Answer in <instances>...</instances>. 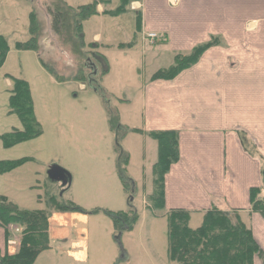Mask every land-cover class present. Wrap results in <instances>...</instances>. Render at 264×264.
Instances as JSON below:
<instances>
[{"label": "rangeland", "instance_id": "1", "mask_svg": "<svg viewBox=\"0 0 264 264\" xmlns=\"http://www.w3.org/2000/svg\"><path fill=\"white\" fill-rule=\"evenodd\" d=\"M69 1L65 2L70 6L73 1ZM111 1L109 8L112 11L121 5V0ZM31 11L26 0H0V38L9 45L0 69V135L11 132L12 128H22L19 118L9 112L10 87L6 82L10 79L5 75L28 83L34 113L43 131L40 138L11 150L4 149L0 141V161L25 157L34 161L11 174L0 176V195L9 198L21 210L50 209L53 213L49 233L51 248L35 264H170L166 218L147 208L152 206L153 165L158 160V153L147 158L144 167V143L135 130L141 127L142 91L154 72L149 66V56L147 64H143V50L158 49L143 42L135 29L136 12L129 10V6L119 19L92 17L85 24L83 33L87 51L83 59L71 55L67 49L57 50V39L51 31L54 38L43 37L46 43L40 40V51L46 65L57 74L58 82H64L59 84L39 63L36 53L17 49V44L29 39ZM41 21L46 34L44 16ZM114 23L120 27L115 28ZM121 29L125 34L119 32ZM96 34L107 37L101 50H106L103 54L111 73L94 82L99 87L95 92L89 82L81 88L83 84L73 80L89 74L86 66L90 60L97 63L93 58L92 42ZM119 43H135L132 48L119 46H126L124 50H128L125 59L115 51L121 50ZM165 58L167 67L172 66V58L166 55ZM100 90L105 95L99 93ZM111 114L121 126L122 133L125 132L119 140L110 128ZM116 145L128 155L125 178L134 184V190H126L119 176ZM53 166L70 175L69 186L50 181L48 169ZM52 196L57 198L53 202L55 206L74 202L86 213L57 211L47 202ZM129 205L139 214L132 232L116 230L112 220L103 212L91 214L93 211H124ZM9 248L11 254L17 253L19 240L18 245L11 244Z\"/></svg>", "mask_w": 264, "mask_h": 264}, {"label": "crops", "instance_id": "2", "mask_svg": "<svg viewBox=\"0 0 264 264\" xmlns=\"http://www.w3.org/2000/svg\"><path fill=\"white\" fill-rule=\"evenodd\" d=\"M72 1L70 6L74 8L94 2ZM132 3L139 8L133 11L129 5V10L136 12L135 29L137 16H141L137 30L143 42L147 33H156L160 38L155 45L147 43L158 50H143L142 55L144 65L150 57L149 66L154 70L142 91L141 127L135 129L144 143V167L147 158L158 153V143L151 133L179 134L180 160L165 177L164 214L184 210L203 215L215 208L237 211L249 221L254 239L264 252V214L253 210L251 200L253 189H263L259 195L264 197V0H131ZM105 11L112 12L99 5L94 17L120 18L106 15ZM43 16L47 31L41 42L47 36L54 38L45 11ZM119 32L125 34L122 29ZM106 38L96 34L92 41L93 53L104 58L106 50L101 48ZM213 39L219 44L208 47L196 65L173 80H152L154 74L171 67H167L165 55L174 63L176 55L191 52ZM122 45L132 48L135 43H119L121 50L115 51L125 59L128 50H124L126 46L119 47ZM92 64L97 68L95 77ZM87 67L88 82L96 92L99 87L94 82L103 77L105 68L102 71L99 63L91 60ZM106 73L104 77L111 73L110 66ZM6 83L11 88V83ZM70 120L74 122V118ZM30 159L26 165L33 164ZM38 197L43 198L41 194ZM6 245L5 230L0 226V255L11 254ZM254 264L263 261L256 257Z\"/></svg>", "mask_w": 264, "mask_h": 264}, {"label": "trees", "instance_id": "3", "mask_svg": "<svg viewBox=\"0 0 264 264\" xmlns=\"http://www.w3.org/2000/svg\"><path fill=\"white\" fill-rule=\"evenodd\" d=\"M26 1L32 3V11L29 15V39L24 43L17 44V49L36 53L43 67L51 73L56 81H60L57 74L46 65L40 51V40L43 36L41 21L43 11L51 20V31L57 39L56 44L59 48L61 50H63L62 48L67 49L71 55L83 59L85 53L84 23L98 15L97 8L99 5H102L105 9L108 8L111 5V0H94L91 4L77 8L69 6L63 0ZM130 3L131 0H121V5L117 10L112 12L105 11V14L113 17L120 16L125 13ZM140 20L141 16L139 14L137 16V29L140 25ZM159 41L160 38H158L156 43ZM216 44H219L218 40L214 41L213 39L209 44L197 47L191 52L176 55L173 65L169 69L161 70L154 74L152 80L175 79L183 71L196 65L206 49ZM8 51L9 45L7 41L4 38H0V69L5 63ZM93 58L99 63L102 71L105 68L102 74L105 76L108 71L107 60L96 53L93 54ZM88 75L85 73V77L82 79H79V77L75 78L73 82L86 85L85 82H88ZM6 77L11 82L9 91L10 113L16 115L22 124V129H14L0 136L4 149L9 150L22 143L40 138L43 135V131L34 113L28 83L21 79H14L9 75H6ZM99 93L105 95L101 90ZM109 124L111 131L117 134L116 138L119 140L125 132L122 133V128L116 123V118L114 119L113 114H111ZM150 136L158 143V160L153 167L154 192L150 198L152 206L149 205L147 208L155 210L166 218L167 257L169 263L254 264L255 258L259 257L264 264V252L255 241L249 221L243 218V214L237 211L223 212L217 208L205 212L199 218L194 213L184 210H174L164 214L165 177L170 168L180 160L179 134L176 131H165L151 133ZM116 147L119 154L117 166L119 176L126 190H134V184H130L131 181L125 178L128 155L121 151L118 145ZM31 161L32 159L30 158L0 161V175L12 173ZM262 190L261 188L253 189L251 191V200L253 210L261 211L264 214V197L259 195ZM56 199V196H52L48 203L53 208H56L57 211L72 210V212L81 214L86 213L73 203L64 204V206L59 202L58 204L62 207H57L53 203ZM130 199L133 200L132 197ZM99 212L107 215L118 231L127 230L132 232L139 221V214L132 205H129L128 209L124 211H93L91 214ZM155 215L157 216V213ZM52 216L53 213L50 212V209L24 211L19 209L9 198L0 196V226L5 230L7 247L11 239L9 231L11 226L17 227V236L21 235L19 251L11 255L8 253L0 255V264H35L39 256L51 248L49 230Z\"/></svg>", "mask_w": 264, "mask_h": 264}, {"label": "water", "instance_id": "4", "mask_svg": "<svg viewBox=\"0 0 264 264\" xmlns=\"http://www.w3.org/2000/svg\"><path fill=\"white\" fill-rule=\"evenodd\" d=\"M92 70H93L92 75L94 77L97 76L98 75L97 68L94 64H92ZM48 178L50 179L51 182L61 183L63 187L69 186L71 183L70 175L66 171H64L63 169L57 166H53L48 169ZM263 185H264V182H263Z\"/></svg>", "mask_w": 264, "mask_h": 264}, {"label": "built area", "instance_id": "5", "mask_svg": "<svg viewBox=\"0 0 264 264\" xmlns=\"http://www.w3.org/2000/svg\"><path fill=\"white\" fill-rule=\"evenodd\" d=\"M131 9L133 11H138L139 8L137 7V4L136 3H132L131 4ZM159 36L158 34L156 33H147L144 35V42L145 43H149V44H155V42L158 40ZM12 228L9 229L10 233H11V239L9 241V244H18V240H19V243H20V239L18 238V240L16 239V236H17V232H18V229L15 228L14 226H11ZM15 238V239H13Z\"/></svg>", "mask_w": 264, "mask_h": 264}, {"label": "bare ground", "instance_id": "6", "mask_svg": "<svg viewBox=\"0 0 264 264\" xmlns=\"http://www.w3.org/2000/svg\"><path fill=\"white\" fill-rule=\"evenodd\" d=\"M30 249V248H29Z\"/></svg>", "mask_w": 264, "mask_h": 264}]
</instances>
